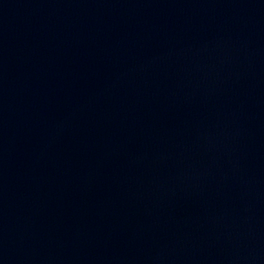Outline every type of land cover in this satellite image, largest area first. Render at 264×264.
I'll use <instances>...</instances> for the list:
<instances>
[{"label": "water", "instance_id": "water-1", "mask_svg": "<svg viewBox=\"0 0 264 264\" xmlns=\"http://www.w3.org/2000/svg\"><path fill=\"white\" fill-rule=\"evenodd\" d=\"M0 264H264V0H0Z\"/></svg>", "mask_w": 264, "mask_h": 264}]
</instances>
